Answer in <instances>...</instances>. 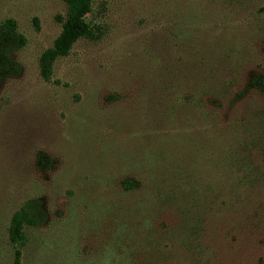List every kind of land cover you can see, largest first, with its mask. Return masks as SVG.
<instances>
[{
  "label": "rangeland",
  "instance_id": "1",
  "mask_svg": "<svg viewBox=\"0 0 264 264\" xmlns=\"http://www.w3.org/2000/svg\"><path fill=\"white\" fill-rule=\"evenodd\" d=\"M65 12L0 0L25 39L0 86V264H264V0H92L94 38L44 80ZM31 199L48 220L16 260Z\"/></svg>",
  "mask_w": 264,
  "mask_h": 264
},
{
  "label": "trees",
  "instance_id": "2",
  "mask_svg": "<svg viewBox=\"0 0 264 264\" xmlns=\"http://www.w3.org/2000/svg\"><path fill=\"white\" fill-rule=\"evenodd\" d=\"M66 6L64 16H57L61 29L54 39L52 46L43 51L39 59L41 77L49 79L54 61L68 55L72 46L80 39H93L94 30L85 21V17L92 9V0H63ZM25 44L24 37L17 29L13 19L0 21V86L7 80L17 77L20 71L14 53ZM250 85L264 92V75L256 76ZM125 188L131 187L130 182H125ZM48 220V213L39 199L25 201L12 215L7 228L9 242L14 246L15 259L20 256L19 247L25 240L26 227H39ZM17 263V262H16Z\"/></svg>",
  "mask_w": 264,
  "mask_h": 264
}]
</instances>
